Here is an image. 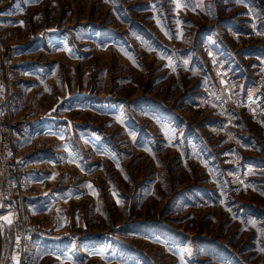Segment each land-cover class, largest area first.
Wrapping results in <instances>:
<instances>
[{
  "label": "rangeland",
  "instance_id": "obj_1",
  "mask_svg": "<svg viewBox=\"0 0 264 264\" xmlns=\"http://www.w3.org/2000/svg\"><path fill=\"white\" fill-rule=\"evenodd\" d=\"M0 61L74 191L31 264H264V0H0Z\"/></svg>",
  "mask_w": 264,
  "mask_h": 264
},
{
  "label": "crops",
  "instance_id": "obj_2",
  "mask_svg": "<svg viewBox=\"0 0 264 264\" xmlns=\"http://www.w3.org/2000/svg\"><path fill=\"white\" fill-rule=\"evenodd\" d=\"M20 53V52H16ZM32 66L28 61L20 64L18 67L19 73H24L25 77H37L42 74L40 69H30ZM25 71V72H23ZM33 73V74H29ZM29 79H24L18 83V88L23 90L25 85L29 83ZM24 124H27L24 123ZM35 125V124H34ZM57 134L51 132H27L23 131L17 136L16 147L20 154L25 159V168L23 173V186L25 196L21 204L14 203L16 210V218L22 217L29 220H45L49 219L47 223H37V233H49L56 235L58 229L54 228L55 221L61 219L60 205L61 198H66L67 194H74V191H67L61 193L58 191L59 185V171L62 168V163L59 162L61 149L57 148L58 143L50 145L38 144L37 141L42 139H56ZM62 150H65L64 148ZM59 182V183H58ZM66 193V194H65ZM63 194V196L61 195ZM71 198H74L73 196ZM70 199V198H69ZM67 199L65 202H69ZM20 214V216H19ZM22 218V219H23ZM31 264V263H30Z\"/></svg>",
  "mask_w": 264,
  "mask_h": 264
},
{
  "label": "built area",
  "instance_id": "obj_3",
  "mask_svg": "<svg viewBox=\"0 0 264 264\" xmlns=\"http://www.w3.org/2000/svg\"><path fill=\"white\" fill-rule=\"evenodd\" d=\"M4 89L0 87V225L3 229H12V242L8 252L4 238L0 239V264H30V227L24 221L20 225L16 223L14 207V203L21 204L25 196V159L16 147L21 132L14 131L13 121L16 98L15 93ZM68 239L75 241L77 236L69 233Z\"/></svg>",
  "mask_w": 264,
  "mask_h": 264
},
{
  "label": "snow or ice",
  "instance_id": "obj_4",
  "mask_svg": "<svg viewBox=\"0 0 264 264\" xmlns=\"http://www.w3.org/2000/svg\"><path fill=\"white\" fill-rule=\"evenodd\" d=\"M223 83V82H222Z\"/></svg>",
  "mask_w": 264,
  "mask_h": 264
}]
</instances>
